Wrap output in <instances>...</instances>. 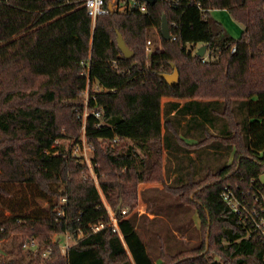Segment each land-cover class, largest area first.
Returning a JSON list of instances; mask_svg holds the SVG:
<instances>
[{
  "label": "trees",
  "instance_id": "obj_1",
  "mask_svg": "<svg viewBox=\"0 0 264 264\" xmlns=\"http://www.w3.org/2000/svg\"><path fill=\"white\" fill-rule=\"evenodd\" d=\"M62 2L0 0V239L9 234L11 241L18 239V253L25 241H36V251H22L34 256V264H156L138 230L149 218L128 216L125 203L136 200L137 182H164L165 150L167 193L179 200L183 215L191 211L211 230L213 253L205 255V243L194 255H183L189 251L184 248L171 253L165 234L160 258L172 260L165 264H264V247L244 238L246 230L220 197L224 185H243L264 173V0H178L176 6L156 0L145 12L125 5L93 24L82 11L91 27L88 51L68 55L49 75L51 82L40 87L34 63L43 36L34 26ZM214 9H226L241 24L237 39L211 16ZM163 15L171 38L164 39L159 29L161 45L147 55V29L159 28ZM118 33L132 51L129 57L117 47ZM199 43L207 46L204 61L194 51ZM85 60L88 77L81 73ZM173 68L178 79L169 85L159 74ZM88 79L99 87L88 93L84 132L94 149L100 192L81 154L72 152L80 138L69 149L57 143L65 136L57 113L79 98ZM162 96L186 101H170L162 113ZM94 109L101 110L100 117ZM214 161L221 164L211 170ZM147 193L141 196L152 218L168 216L173 208L157 205L164 197ZM61 195L64 215L54 211ZM106 205L122 237L106 226ZM99 223L103 227L93 232L90 227ZM190 224L178 219L172 231L184 232ZM64 234L72 244L62 254Z\"/></svg>",
  "mask_w": 264,
  "mask_h": 264
},
{
  "label": "rangeland",
  "instance_id": "obj_2",
  "mask_svg": "<svg viewBox=\"0 0 264 264\" xmlns=\"http://www.w3.org/2000/svg\"><path fill=\"white\" fill-rule=\"evenodd\" d=\"M82 11L83 7L80 2L71 5L62 4L41 15L42 17L34 26L40 30L43 36V43L40 44L41 46L38 48L40 50V54L35 55L36 63H34V69L40 75V87L47 86L51 82L52 77L49 75H55L56 69L59 67L60 63H62L60 61L65 59L68 55H74L80 51H88V47L85 42L88 40L91 41V27L84 18ZM210 14L213 18L222 23L227 33L233 38L237 39L240 36L242 31L241 24H239L226 9H214L210 12ZM159 29L160 26L159 28L151 27L147 29L145 39V52L147 55L152 50L159 48L161 45V35ZM147 41H150V44H148ZM201 45L202 44L200 43L195 45L194 51H196ZM204 54L206 56V49ZM46 70L49 72L52 71L54 74L48 73ZM94 89L95 85H91L89 91H82L77 100L68 101L70 106L62 107L60 109L61 114L57 113L59 117L61 133L65 135L64 137L57 140L58 145L69 149L74 141L81 137L84 131V117L88 111L86 108L88 93L90 90L92 91ZM195 99L198 100L201 98L195 97ZM160 101L163 113V110L165 109L168 102L173 101L183 104L186 99L162 96ZM68 113H70L71 116H69ZM72 120H75V122ZM78 121L79 124L81 123L80 126H77ZM102 144L103 146L105 145L104 143ZM124 144L126 145L125 147H127V145L130 146L131 143L127 141ZM116 148H118V146H116ZM232 160V155H230L228 157V161L231 162ZM165 163L166 155H164V152H162L161 173L164 178V182L153 180L137 182L136 200H129L127 204L125 203L126 207L129 209L128 216L133 214L138 216L147 215L149 218H143L139 222L138 230L141 237L147 244L151 258L156 264H165L168 261H172L169 259L162 260L160 258V247L161 245L163 246L166 244L165 234H167L169 239L168 244L173 247L170 251L171 253L175 252L179 248H184L189 251L184 252L183 255H188L186 253H189L190 251L192 252L191 254L189 253V255H194V250L199 249L202 243L203 245L205 243L208 248V251L205 253V255H213L212 251L209 250V247L212 244L211 230L207 235V227L200 223V220L194 214H192L191 211L183 215L180 208H176L177 205H181L179 200L173 194L167 193L166 186L170 184V181L167 180V176L165 174ZM220 164L221 162L214 161L211 162L209 166L211 170H214L219 167ZM143 191H148V195L157 194L159 197L163 196L164 198L159 199L157 205H161V207H166L169 205L173 208V210H168V216H166L164 213H161V216L152 218L153 216L148 215L149 207L147 206V203L142 199L141 193ZM138 192H140V196H138ZM190 197L192 198L193 194H191ZM40 203L42 204L41 206H45L44 202ZM131 204H134L132 208H130ZM187 207L191 210L193 209L192 207ZM151 219L153 220L150 221ZM178 219L179 221L183 219L191 220V224L187 226L186 231H172ZM10 237L11 235L9 234V238L6 237L8 239H0V264H3V261H8L10 258H12V264L36 263L34 256L32 257L22 252L28 248L21 246L22 251L18 253V239L11 241L12 238ZM56 237H58L56 234L52 236L53 241L56 239ZM59 237L61 239V243H72L71 238L66 241L65 235H61ZM63 249L64 245L61 244L60 251L62 254ZM45 252L46 251H44L42 255L47 256L48 254Z\"/></svg>",
  "mask_w": 264,
  "mask_h": 264
},
{
  "label": "built area",
  "instance_id": "obj_3",
  "mask_svg": "<svg viewBox=\"0 0 264 264\" xmlns=\"http://www.w3.org/2000/svg\"><path fill=\"white\" fill-rule=\"evenodd\" d=\"M164 1H167L173 6H176L179 3L178 0ZM78 2H80V4L82 5L85 16L91 19L92 24L98 16L108 15L114 10H124L125 5L129 8H137L141 12H145L146 5L148 4L145 0H63L60 5H71ZM147 43L150 44V41H147ZM231 50L234 51L235 46H233ZM206 57L207 56H205L204 54L202 60L204 61ZM112 64L113 68L117 70L118 67L116 63L112 62ZM81 65L83 66L81 73L88 77V60L81 61ZM92 85H95V89L92 91L99 90L97 83H93ZM90 86L91 84L89 83L88 79L87 89L85 91H88ZM92 113L97 118L101 116V110L94 109ZM72 152L73 154H81L82 160L89 170V176L94 180V183L96 184L100 192L97 175L94 171L92 163L94 149L92 145L87 143L84 131L80 137L79 143H77L73 147ZM260 176L261 174L257 177H252L243 185L239 183H228L224 185L220 191V197L228 206L229 210L238 217L242 227L246 230L244 238L255 239L264 247V184L261 182ZM56 201L57 203L55 205L54 211L59 215H64L66 207V197L61 195L57 198ZM106 208L110 217V222L106 224V226L111 227L113 232L122 237L121 231L118 226L117 217L107 205ZM126 212L127 210H122V214H126ZM103 225V223H99L92 225L90 228L93 232H96L101 229ZM64 235L66 237V241L71 238V236L68 234ZM61 244L64 245V249L62 251L64 254L66 248L72 243L69 244L62 242ZM22 246L36 251L38 248V243L34 240H29L25 241ZM45 251V253L48 254L50 249H47Z\"/></svg>",
  "mask_w": 264,
  "mask_h": 264
},
{
  "label": "water",
  "instance_id": "obj_4",
  "mask_svg": "<svg viewBox=\"0 0 264 264\" xmlns=\"http://www.w3.org/2000/svg\"><path fill=\"white\" fill-rule=\"evenodd\" d=\"M145 1L150 5L156 2V0H145ZM160 31L164 39L168 40L171 38L169 23L165 15L162 16V20L160 23ZM116 43H117V47L119 51L123 54L124 57H129L132 54V51L127 47L120 33L117 34ZM206 47L207 46L205 44L199 46L197 50L195 51V54L198 57H202L204 55ZM159 76L162 77L169 85H174L177 83L178 72L176 68H173V71L171 73H168V74L162 73V74H159ZM260 180L264 184V173L261 174ZM208 234H209V231L207 230V235Z\"/></svg>",
  "mask_w": 264,
  "mask_h": 264
},
{
  "label": "crops",
  "instance_id": "obj_5",
  "mask_svg": "<svg viewBox=\"0 0 264 264\" xmlns=\"http://www.w3.org/2000/svg\"><path fill=\"white\" fill-rule=\"evenodd\" d=\"M40 43L42 44L43 42H40ZM162 152H164V155H166V151L165 150H163ZM138 196H140V192H138ZM140 199H141V197H140ZM148 215L153 216V214H151V213H148Z\"/></svg>",
  "mask_w": 264,
  "mask_h": 264
}]
</instances>
